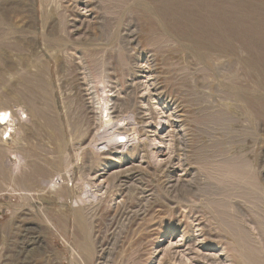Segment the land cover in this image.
<instances>
[{
	"label": "rangeland",
	"instance_id": "374dc122",
	"mask_svg": "<svg viewBox=\"0 0 264 264\" xmlns=\"http://www.w3.org/2000/svg\"><path fill=\"white\" fill-rule=\"evenodd\" d=\"M6 109L0 264H264V0H0Z\"/></svg>",
	"mask_w": 264,
	"mask_h": 264
},
{
	"label": "bare ground",
	"instance_id": "6f19581e",
	"mask_svg": "<svg viewBox=\"0 0 264 264\" xmlns=\"http://www.w3.org/2000/svg\"><path fill=\"white\" fill-rule=\"evenodd\" d=\"M212 2V0H210V3ZM223 21V23H225L226 25H228V26H230V27H232L231 29H232V31H233V29H235V26H237V24H233V18H229V20L228 19H225V20H222ZM237 29V28H236ZM235 29V30H236ZM240 31V30H239ZM220 33V32H219ZM179 39V38H178ZM196 46V45H195ZM197 47V46H196ZM193 49V48H192ZM195 50V49H194ZM193 53V52H192ZM198 53H199V51H198ZM107 109V108H106ZM111 111V110H110ZM106 112V111H105ZM104 112V113H105ZM11 113L12 112H10L9 110H1L0 111V116H1V121H5L6 120V118H9V116H12L11 115ZM13 114V113H12ZM109 114V113H108ZM104 115V114H103ZM107 116H109V115H107ZM112 116V115H111ZM106 118V117H105ZM104 119V118H103ZM105 120H107L108 121V123H109V121L111 120V117L109 118V119H105ZM106 122V121H105ZM105 122H104V124H105ZM107 123V124H108ZM119 123V122H118ZM110 125V124H109ZM106 130V129H105ZM121 136H124L122 133L120 134ZM128 141V140H127ZM121 142V141H120ZM118 143V142H117ZM146 148V147H145ZM210 150V149H209ZM230 173H232L231 174V178L233 179V180H238V179H241V178H243L245 175H247L246 174V168H244V167H238V168H234V169H232V172H230ZM218 177V176H217ZM232 179H231V181H232ZM223 182V181H222ZM192 184V183H191ZM207 185V184H206ZM224 185H226V184H224ZM231 186V185H230ZM209 188V187H208ZM232 188V187H231ZM203 190V189H202ZM192 191V190H191ZM213 191V190H212ZM198 193V192H197ZM213 194V193H212ZM204 201V200H203ZM228 205H230V204H228ZM229 210H231V209H229ZM242 211V210H241ZM214 214V213H213ZM236 214V213H235ZM239 214V213H238ZM248 218V217H247ZM243 219V218H242ZM249 226V225H248ZM251 227V226H250ZM225 228V227H224ZM240 228V227H239ZM216 263H218V262H216ZM215 264V263H214Z\"/></svg>",
	"mask_w": 264,
	"mask_h": 264
},
{
	"label": "built area",
	"instance_id": "2783aa9c",
	"mask_svg": "<svg viewBox=\"0 0 264 264\" xmlns=\"http://www.w3.org/2000/svg\"><path fill=\"white\" fill-rule=\"evenodd\" d=\"M13 127H14V123L12 116L6 118L5 121H1V116H0L1 138L3 140L7 141L11 138V135L13 134Z\"/></svg>",
	"mask_w": 264,
	"mask_h": 264
}]
</instances>
